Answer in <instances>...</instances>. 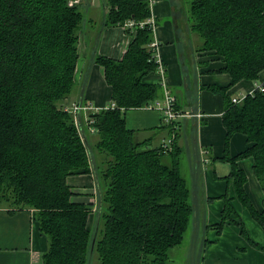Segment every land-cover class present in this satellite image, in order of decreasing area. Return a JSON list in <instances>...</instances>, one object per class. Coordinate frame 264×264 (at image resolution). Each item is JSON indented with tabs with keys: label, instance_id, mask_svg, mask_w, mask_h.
<instances>
[{
	"label": "trees",
	"instance_id": "1",
	"mask_svg": "<svg viewBox=\"0 0 264 264\" xmlns=\"http://www.w3.org/2000/svg\"><path fill=\"white\" fill-rule=\"evenodd\" d=\"M70 1L0 0V205L10 212L34 210L48 240L41 264H166L168 250L193 219L196 198L180 168L176 139L182 118L166 149L153 141L163 130L166 138L172 134L168 124L144 139L125 124V110L145 107L161 94L159 83L143 82L156 69L152 29L125 27L134 38L121 59L95 54L94 48L92 61L104 69L114 107L89 113L96 129L91 134L84 121L77 128L64 111L75 86L85 21L83 0ZM178 1L182 22L200 37L201 48L222 57L230 85L258 78L264 69V0ZM102 6L96 34L151 15L148 0H103ZM222 119L228 179L264 230V89L239 103L227 98ZM235 133L244 134L250 146L231 158L227 145ZM247 156L263 191L262 211L251 204L245 175L235 164ZM89 171L99 191L94 230L87 227L91 206L73 201L67 182ZM233 213L225 196L218 232Z\"/></svg>",
	"mask_w": 264,
	"mask_h": 264
},
{
	"label": "crops",
	"instance_id": "2",
	"mask_svg": "<svg viewBox=\"0 0 264 264\" xmlns=\"http://www.w3.org/2000/svg\"><path fill=\"white\" fill-rule=\"evenodd\" d=\"M102 1L83 0L85 21L79 30L75 86L69 97V101L96 108L111 103V87L105 80L103 67L92 61L94 48L95 54L121 59L134 38L133 33L119 25L101 27L96 34L94 25L103 19ZM179 5L178 0H153L150 9L156 22L153 38L158 43L165 68L167 89L174 96L178 110L190 114L180 120L176 143L182 150V164L184 160L188 162V184L196 198L192 220L193 226L200 229L195 237L202 244L199 264H264V250L258 247L264 246V230L243 205L232 180L228 179L231 164L221 159L225 153L226 128L222 116L226 99L246 95L257 85L264 86V69L256 80L241 79L230 85V75L221 70L222 57L201 48L200 37L182 22ZM159 78L155 69L143 77V82L160 84ZM162 96L161 87L157 99ZM197 112L204 116H192ZM124 118L127 129L137 132V139L150 137L153 130L164 125L161 112L153 108L127 109ZM166 137L167 132L163 130L153 145ZM249 146L244 134L235 133L228 141V156L235 157ZM235 164L245 175L243 188L251 204L262 211L263 191L253 171V158L243 157ZM67 182L73 192L72 200L91 206L87 227L94 230L99 191L92 172L70 175ZM225 196L234 213L218 232L216 225L221 221ZM239 222L252 244L241 234ZM47 247V237L39 231L34 210L10 212L0 205V264H41Z\"/></svg>",
	"mask_w": 264,
	"mask_h": 264
},
{
	"label": "built area",
	"instance_id": "3",
	"mask_svg": "<svg viewBox=\"0 0 264 264\" xmlns=\"http://www.w3.org/2000/svg\"><path fill=\"white\" fill-rule=\"evenodd\" d=\"M78 1L79 0H72L69 2V4L71 5L72 3H76ZM148 1L151 7V3L153 0H148ZM144 25H148L152 29V32L155 30L156 22L152 15H150L148 18H146L143 21H139V22L128 21L125 23L123 27L124 28L129 27L133 31H135L137 26L142 27ZM150 47L153 51V58L156 63V70L160 77L159 79H160V85L163 89V96L159 99L153 100L151 103H149L145 107L159 110L162 114L163 123L168 124L170 127L173 128L172 134L168 138L162 141L163 143L162 146L163 148L166 149V148H169L170 144L172 143L174 139V135H175L174 130L177 129L176 121L183 118L185 115H190V114L175 110V107H174L175 98L167 89L166 80H165V68L163 66L162 59L158 51V43L154 40V38H153V41L151 42ZM254 89L262 90L264 89V86L257 85ZM252 91L249 92L248 94L252 93ZM246 95H242L238 98L233 97L231 101L232 103H239ZM108 107L113 108L114 104L110 103L108 106L103 107V108H108ZM99 109L101 108H96L94 106H91L90 104H80L79 102H76V101H71L64 105V111L68 112L71 115L72 120L74 124L76 125V127L79 128L81 124L80 122L84 121V124L88 127V130L91 134L96 133V129L92 126L93 120L91 117H89V113L96 112ZM192 116L200 118V117H203L204 115L202 113L197 112V113H194Z\"/></svg>",
	"mask_w": 264,
	"mask_h": 264
},
{
	"label": "rangeland",
	"instance_id": "4",
	"mask_svg": "<svg viewBox=\"0 0 264 264\" xmlns=\"http://www.w3.org/2000/svg\"><path fill=\"white\" fill-rule=\"evenodd\" d=\"M183 162V164L182 162L180 163L181 173L187 183H189L188 162L185 160ZM191 202L194 204V200L191 199ZM197 232H200V229L193 226V220L190 216L179 244L168 250L166 264H199V260L202 257V244L199 238H195ZM94 263L95 260H93L92 264Z\"/></svg>",
	"mask_w": 264,
	"mask_h": 264
}]
</instances>
